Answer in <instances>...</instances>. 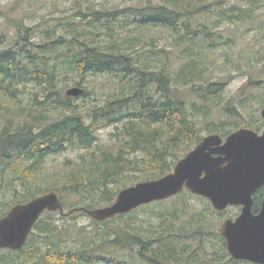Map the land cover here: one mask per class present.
<instances>
[{"label":"trees","instance_id":"1","mask_svg":"<svg viewBox=\"0 0 264 264\" xmlns=\"http://www.w3.org/2000/svg\"><path fill=\"white\" fill-rule=\"evenodd\" d=\"M110 1L113 0H104L100 9L92 5L84 9V3L75 0L73 22L61 27L64 34L54 36V32H47L39 46L30 41L32 29L23 26L21 21L16 23L15 40L9 47H3L4 36L0 34V175L11 166L20 167V172H15L38 175L45 160L52 156L68 150L87 153L86 157L80 156L83 164L73 169L60 187L52 184L39 193L25 195L19 203L55 191L62 204L66 196H75L78 201L74 207L83 205L94 209L110 204L117 191L132 185L129 183L170 173L175 162L190 150L191 143L198 140L197 118L206 119L210 115V103L201 102L208 97L217 99L228 83V80H208L215 64L210 54L218 48H230L234 43L233 38H223L221 24L249 23L258 2L250 0L246 7H241L230 4L229 0H147L146 7L133 9L106 6ZM207 14H213L216 19L213 24L197 21ZM145 28L163 30L165 40L167 34L172 37L171 46L156 49L155 40L143 43L133 31L121 35ZM100 31L105 32L104 38L99 35ZM140 45L150 49L145 54L148 58L143 60L133 56ZM36 49L41 56L33 52ZM44 51L56 53L52 68ZM172 52L182 62L178 68L171 65ZM60 68L77 78V87L88 76L114 78L118 92L108 95L102 107L85 116L61 114L52 121L43 114L31 118L27 113L15 115L3 104L4 99L16 100L18 89L27 84L53 88ZM233 68L238 70L239 64ZM260 82L250 79L243 90L257 87ZM183 89H189L198 102L186 101ZM87 95L84 92L81 98ZM46 97L51 98V94ZM55 103L61 110L74 111L70 98ZM235 110L228 108L227 112L235 116ZM112 126L115 136L122 138L121 144L92 150L99 139L98 132ZM207 131L224 138L233 129L216 127ZM139 153L143 167L138 165V160L133 165L130 159ZM188 195V191H183L111 220H93L97 227H107L96 233L100 243L95 245L96 238L83 241L75 252L66 250L65 242L56 238L59 232L54 225L55 214L45 212L22 249H2L8 256H0V264H132L115 254L133 252L136 248L134 256L139 264H248L228 258L225 240L207 232L200 214H192L186 225L177 227L178 220L187 215V208L183 205L181 209H169L166 203L185 201ZM207 206L209 209L208 203ZM2 207L6 208V204H1ZM6 211H0V217ZM210 237L218 240L214 251L204 245ZM197 240V248L189 250L186 241Z\"/></svg>","mask_w":264,"mask_h":264},{"label":"rangeland","instance_id":"2","mask_svg":"<svg viewBox=\"0 0 264 264\" xmlns=\"http://www.w3.org/2000/svg\"><path fill=\"white\" fill-rule=\"evenodd\" d=\"M74 1L75 0H0V34L4 36L3 47H9V45L15 40L17 28L16 23H19L20 21L24 23L23 26L32 29L29 34L30 41L35 46H39L41 42L44 41V35L47 32H54L52 34L54 36L63 35L64 32L61 28L62 25H67L68 23L70 24V22H73L72 12L74 9ZM229 1L230 4L246 7L250 0ZM80 2L84 3L82 6L84 9L90 5L95 7V9H100L102 8L104 0H80ZM146 5L147 0H135L133 2L113 0L106 6L135 9L146 7ZM255 5L256 9L253 13V18L249 23L230 24L224 22L219 28L223 38H233L234 43L230 48H218L210 54L214 59L215 64L211 69L213 71H210L208 80H210V82H217L219 80L224 82L228 80V83L217 99L214 97H208L204 99L205 101L201 102L205 104H208V102L210 103V115L206 119L197 118L198 136L196 139L198 140H194L191 143L190 150L183 153V157L193 150L206 136L219 135L216 132L209 133L207 128L223 127L225 130L233 129V132H235L240 128H247L245 126L249 125L253 127L250 128L252 130L260 131L263 129L264 120L261 113L264 110V84H262V81H264V0H258ZM213 17V14H207L197 18V21H208L213 24L216 21ZM122 20L124 19H120V21ZM132 33L135 36L140 35L139 38H141V42L143 43L155 40L156 49L164 47L168 48L171 46L170 41L172 40V37L167 34L168 37L165 40L163 30H147L145 28L144 30L139 31L132 29L129 32H123L121 35ZM99 35L104 38L105 32L100 31ZM148 51H150V49L145 45L136 47V54L133 55L134 59L137 57H140L138 59L141 60L148 58V56L145 55L148 54ZM33 52L41 56L40 50L36 49ZM43 55L47 60L48 65L52 68L55 65L54 57L56 53L44 51ZM176 56V52H172L171 65H173L174 68H178L182 63ZM236 63L239 64L238 70L233 68ZM250 79L259 82L261 81V84L257 87L243 90ZM76 81L77 78H75L73 74L60 68V70H57V76H55L53 88L50 89L46 86L39 87L32 83L27 84L18 89L16 100L7 101L4 99L2 102L15 115H19L18 113H27L29 118H31L32 116L36 117L43 114L49 116L52 121L60 118L61 114L72 115L76 113L85 116L89 114L91 110L102 107L105 104L108 95H113L118 92L115 79L106 75L88 76L81 87L75 85ZM72 88H80L83 90L82 94L85 92L88 95L85 98H81L82 94L78 97H69L66 95V92ZM189 89H183L182 91L185 95L186 101L198 102L196 96L191 94ZM49 93L51 94V98L46 97ZM65 98H70L71 103L75 107L73 108L74 111L61 110V108L58 107V104L55 103L56 100H64ZM233 107L236 109L235 116L228 114L227 112L228 108ZM27 120L30 123H33L31 119ZM236 124L237 127H235ZM115 133L114 126L100 130L97 134L99 139L92 146V150H95L97 147H107L104 149H110L112 145H120L122 138H117ZM86 154L87 153L83 150H68L62 154L52 156L45 160L42 173L38 175L35 174L30 176L19 173V166H11L9 169L7 168L0 175V205L6 204V208L2 207L0 208V211L3 209L7 210V214L13 206L22 204V202H19L25 195L39 193L41 189H47V187L52 184H58L60 187L65 182L64 179L66 176L73 169L76 170L78 168L77 166L83 164L80 156L83 155L86 157ZM139 158L142 159L141 153L137 154V156H132L130 159L133 160V165H136V161L138 160V165L143 167V165L140 164L141 160H139ZM178 161H176L175 164ZM174 165L171 171L173 170ZM15 170H19V172H15ZM134 175L138 176L139 174L134 173ZM150 180L154 179L139 182ZM139 182L129 183L132 185H128L125 188L136 185ZM25 183H27V185L23 186ZM40 186L42 188H40ZM121 190L117 191L115 198ZM43 194L36 195L32 199ZM189 194L190 195L185 198V201L172 200L166 203L170 206L169 209H181L183 205L187 208V215H184L178 220L177 227L181 228L182 225H186L190 216L194 213H198L203 217L201 224L207 227V232L215 233L222 237L219 233L221 224L227 219H234V217L238 215V209L232 208L228 212L226 211L220 214L221 212L215 211L206 198L192 195L190 192ZM32 199H29L24 203H27ZM65 199L66 202L63 200L65 214L61 215L59 212H53L55 214L54 225L59 232V234L56 235V238L65 242L63 247L71 252H75L82 243H85L83 241H90L96 238L95 245L99 244L100 239L96 237V233L106 230L107 227L104 225H98L97 227L93 222L94 219L83 212L75 211L79 208H85L83 205H78L76 207L73 206V204L78 201V197L66 196ZM113 201L108 205L98 208L109 206ZM207 203L210 206L209 209ZM198 243V240L192 242L186 241V244L190 246L189 250L196 249ZM204 245L214 251V249H217L218 247V240L210 237ZM106 248L108 247L106 246ZM137 250L138 249L136 248L133 252H119L115 254V257L122 260H128L132 264H139L134 256ZM226 255L228 258H231L230 254L227 252V247ZM0 256L8 255L6 251L1 249Z\"/></svg>","mask_w":264,"mask_h":264},{"label":"water","instance_id":"3","mask_svg":"<svg viewBox=\"0 0 264 264\" xmlns=\"http://www.w3.org/2000/svg\"><path fill=\"white\" fill-rule=\"evenodd\" d=\"M82 92L80 88H72L66 95L78 97ZM261 116L264 120V110ZM263 181L264 131L259 135L248 128H240L224 142L219 135L206 136L174 165L170 173L122 189L111 205L75 211L103 222L187 190L192 195L206 198L217 212H223L229 206H241V214L235 220H225L219 233L225 239L232 259L264 264V203L258 216L254 217L250 211L251 195ZM45 212L65 214L56 192L13 206L0 218V249H22Z\"/></svg>","mask_w":264,"mask_h":264},{"label":"flooded vegetation","instance_id":"4","mask_svg":"<svg viewBox=\"0 0 264 264\" xmlns=\"http://www.w3.org/2000/svg\"><path fill=\"white\" fill-rule=\"evenodd\" d=\"M264 123V121H263ZM258 132L259 135H261L264 131V126H263V129L258 131V130H255ZM223 139V142L225 141L226 137L222 138ZM263 203H264V181L262 183V185L251 195V214L255 217V216H258L262 210H263ZM232 208H235V209H238V215L236 217H234V219L232 220H235L242 212V207L241 206H230L228 207L225 211L221 212V213H224L226 211H228L229 209H232ZM234 260V259H233ZM234 261H237V262H244V263H248V264H255V263H252V262H249V261H243V260H234Z\"/></svg>","mask_w":264,"mask_h":264}]
</instances>
